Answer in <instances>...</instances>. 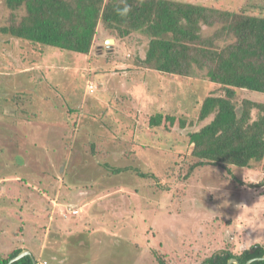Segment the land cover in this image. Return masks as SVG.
<instances>
[{
	"label": "rangeland",
	"instance_id": "1",
	"mask_svg": "<svg viewBox=\"0 0 264 264\" xmlns=\"http://www.w3.org/2000/svg\"><path fill=\"white\" fill-rule=\"evenodd\" d=\"M185 1L248 8L247 0ZM3 6L0 0V24ZM212 32L213 27L203 29L205 35ZM141 36L108 44L100 26L87 56L51 47L39 56L24 41H15L9 53L0 47L1 75L16 71L11 67L20 58L25 63L38 55L42 77L38 84L35 75L29 81L25 75L0 76V89L13 87L23 103L31 98L29 110L15 105L7 115L0 111V143L13 135L24 142L4 152L18 160L19 168L10 163L14 158L3 162L0 152L1 255L20 247L46 262V255L58 250L66 264H158V258L198 264L230 244L234 251L264 245L263 172L189 171L187 132L204 123L190 122L212 86L197 69L194 76L182 77L146 67L139 58L148 40ZM89 98L94 100L86 105ZM243 98L264 102V94L247 90H239L233 102ZM67 99L77 111H67ZM156 113L174 114L186 120L185 126L177 119L149 126ZM81 121L85 130L79 129ZM16 128L22 131L17 134ZM52 257L48 264H57Z\"/></svg>",
	"mask_w": 264,
	"mask_h": 264
},
{
	"label": "trees",
	"instance_id": "2",
	"mask_svg": "<svg viewBox=\"0 0 264 264\" xmlns=\"http://www.w3.org/2000/svg\"><path fill=\"white\" fill-rule=\"evenodd\" d=\"M3 1L0 47L5 53L10 52L15 41H24L34 50L38 49L39 56L48 47L87 56L94 47L95 36L101 26L107 37L116 43L124 42L134 33L145 37L148 40L147 49L144 58L139 56V59L146 67L182 77H192L194 69L199 70L201 77L212 88L200 101L196 121L190 122L194 125L204 123L198 129L187 132L188 144L191 145L189 156L193 159L189 171L211 167L209 172L218 175L217 169L230 172L232 167H237L251 172L262 171L261 182H264V102L249 98H243L238 104L233 102L239 90L264 94V0H247V9H223L185 0ZM211 27L212 34H203L204 28ZM37 57H29L25 63L20 62V58L19 63L13 62L15 67H11L16 71L0 76L19 78L25 75L29 81L28 77L35 75L37 83L41 84L42 77L38 74L41 67L38 68ZM110 65L112 70L116 68L112 61ZM16 83L12 80L11 85L16 86ZM12 89L11 86L0 89V99L4 101L0 102V111L7 115L15 105L21 110H29L31 98L23 103L18 92ZM192 97L199 98L194 93ZM92 100L87 99L86 105ZM73 104L67 99V111L78 110ZM36 106L33 103L32 108ZM29 113L35 115L32 111ZM176 119L177 116L171 113H156L149 117L148 124L159 126L161 122H167L172 125ZM177 120L181 127L185 126L186 120ZM13 121L24 124L23 119L15 118ZM81 122L83 126L79 129L85 130L86 126ZM168 125L165 127L168 128ZM20 131L15 129L17 134ZM21 141L19 135L1 141L4 142L0 143V152L5 155L3 162L14 158L5 154V148L11 151ZM21 150L18 149L17 154L25 155ZM28 157L32 160L33 155ZM12 161L10 163L19 168L21 164L18 160L14 158V163ZM38 165L43 167L44 161H38ZM32 167L34 172L38 168L35 163ZM120 170L122 168L116 169V172ZM230 175L234 177V174ZM234 232L232 230L230 236ZM233 248L230 244L229 248L212 251L198 264H226L230 258L245 264L250 258L264 254V245L260 243L250 246L252 253L248 247L238 251ZM21 250L17 247L6 256L0 254V264H6ZM35 260L38 264L44 262ZM11 264H32L31 256L25 255ZM158 264L167 262L158 258ZM250 264H264V260H254Z\"/></svg>",
	"mask_w": 264,
	"mask_h": 264
},
{
	"label": "water",
	"instance_id": "3",
	"mask_svg": "<svg viewBox=\"0 0 264 264\" xmlns=\"http://www.w3.org/2000/svg\"><path fill=\"white\" fill-rule=\"evenodd\" d=\"M105 42L107 43V42H113V41H112V39H106ZM25 255L31 256L32 264H38L36 262L35 258L33 257L32 253L29 250H27V249H23L19 253H17L15 256L11 257L6 264H11L12 262L22 258ZM254 260H264V254L262 256H260V257L251 258V259L247 260L245 262V264H250ZM232 263L239 264V262L235 258H230L226 262V264H232Z\"/></svg>",
	"mask_w": 264,
	"mask_h": 264
},
{
	"label": "crops",
	"instance_id": "4",
	"mask_svg": "<svg viewBox=\"0 0 264 264\" xmlns=\"http://www.w3.org/2000/svg\"><path fill=\"white\" fill-rule=\"evenodd\" d=\"M257 243V242H256ZM254 244V243H253ZM253 244H250L249 246H248V248H249V251L252 253L253 252V249L252 248H250V246H252ZM51 255H53L54 257H52V258H55L56 259V261H57V264H66V260H65V258L63 257V256H61V254L60 253H58V250L56 251H54V252H52V251H50L47 255H46V258H47V262H50V256ZM36 259V258H35ZM40 262H42L43 260H39ZM51 264V263H50Z\"/></svg>",
	"mask_w": 264,
	"mask_h": 264
},
{
	"label": "built area",
	"instance_id": "5",
	"mask_svg": "<svg viewBox=\"0 0 264 264\" xmlns=\"http://www.w3.org/2000/svg\"><path fill=\"white\" fill-rule=\"evenodd\" d=\"M93 90V86L92 85H89V91H92ZM75 213V211H73ZM43 264H48L47 262H43Z\"/></svg>",
	"mask_w": 264,
	"mask_h": 264
},
{
	"label": "bare ground",
	"instance_id": "6",
	"mask_svg": "<svg viewBox=\"0 0 264 264\" xmlns=\"http://www.w3.org/2000/svg\"><path fill=\"white\" fill-rule=\"evenodd\" d=\"M108 39H112V38H108ZM112 41L114 42V39H112ZM113 42H107L108 44H112Z\"/></svg>",
	"mask_w": 264,
	"mask_h": 264
},
{
	"label": "flooded vegetation",
	"instance_id": "7",
	"mask_svg": "<svg viewBox=\"0 0 264 264\" xmlns=\"http://www.w3.org/2000/svg\"><path fill=\"white\" fill-rule=\"evenodd\" d=\"M19 253V252H18ZM253 258H256V257H253ZM251 259V258H250ZM238 261V260H237ZM239 262V261H238ZM232 264H234V263H232Z\"/></svg>",
	"mask_w": 264,
	"mask_h": 264
},
{
	"label": "clouds",
	"instance_id": "8",
	"mask_svg": "<svg viewBox=\"0 0 264 264\" xmlns=\"http://www.w3.org/2000/svg\"><path fill=\"white\" fill-rule=\"evenodd\" d=\"M236 259V258H235Z\"/></svg>",
	"mask_w": 264,
	"mask_h": 264
}]
</instances>
